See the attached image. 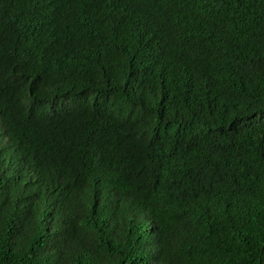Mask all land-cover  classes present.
<instances>
[{
	"label": "trees",
	"instance_id": "obj_1",
	"mask_svg": "<svg viewBox=\"0 0 264 264\" xmlns=\"http://www.w3.org/2000/svg\"><path fill=\"white\" fill-rule=\"evenodd\" d=\"M0 264H264V0H0Z\"/></svg>",
	"mask_w": 264,
	"mask_h": 264
}]
</instances>
